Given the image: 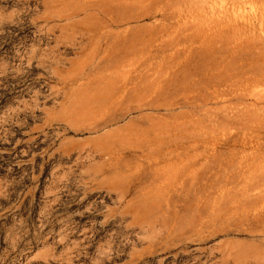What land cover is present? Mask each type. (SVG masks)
<instances>
[{
	"label": "rangeland",
	"instance_id": "374dc122",
	"mask_svg": "<svg viewBox=\"0 0 264 264\" xmlns=\"http://www.w3.org/2000/svg\"><path fill=\"white\" fill-rule=\"evenodd\" d=\"M0 264H264V0H0Z\"/></svg>",
	"mask_w": 264,
	"mask_h": 264
},
{
	"label": "bare ground",
	"instance_id": "6f19581e",
	"mask_svg": "<svg viewBox=\"0 0 264 264\" xmlns=\"http://www.w3.org/2000/svg\"><path fill=\"white\" fill-rule=\"evenodd\" d=\"M74 16L75 15H70L67 18H73ZM74 26H76V27L79 26V22L75 21ZM97 32H98V30L96 29V26L94 28V27H89L88 25H86L82 28L75 29L74 33H72V38L75 39V36L81 35V36H89L90 37L89 39H91L93 35L97 34ZM99 33L102 34V31H100ZM126 57H128V58H126ZM126 57L123 56L121 58L118 55L114 56L112 62L109 64V67L112 68L111 72H112V76H113V79H112V81H113V85H112L113 97L115 99H117V94H118L121 97H126V98H129L132 96H139V97L142 96L144 98H147V96H150V94L153 92L152 90L154 88V86H153L154 82L151 84V83H149V80H148V78H149L148 73H150V72L142 73L140 75L141 80L139 82H135V76H133L132 73L134 71H137L136 64L134 61H132V58L129 55H126ZM99 68L101 69V67H99ZM156 70L157 69L153 70L154 73H156L155 72ZM163 70L161 69V72ZM158 71L157 72L159 74H161L160 69ZM152 76H156V74L152 75ZM154 80H157V77H156V79L154 78ZM163 83L161 82L162 85H163ZM159 87H161V86H159Z\"/></svg>",
	"mask_w": 264,
	"mask_h": 264
}]
</instances>
